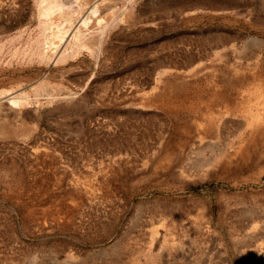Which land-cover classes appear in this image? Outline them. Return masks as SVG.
Here are the masks:
<instances>
[{
	"label": "rangeland",
	"instance_id": "obj_1",
	"mask_svg": "<svg viewBox=\"0 0 264 264\" xmlns=\"http://www.w3.org/2000/svg\"><path fill=\"white\" fill-rule=\"evenodd\" d=\"M260 85L264 0H0V264H264Z\"/></svg>",
	"mask_w": 264,
	"mask_h": 264
},
{
	"label": "bare ground",
	"instance_id": "obj_2",
	"mask_svg": "<svg viewBox=\"0 0 264 264\" xmlns=\"http://www.w3.org/2000/svg\"><path fill=\"white\" fill-rule=\"evenodd\" d=\"M244 92L247 94L249 102L243 108L246 120L244 119L245 121L241 125L244 129L238 138L242 143L241 146L244 147L242 151L245 153V158H250L256 163L264 162V86L250 87ZM219 101L221 104L227 101L224 93L221 94L217 103ZM215 102V95H213L209 101V106L212 108ZM240 123L242 122L240 121ZM208 132L209 129L205 133Z\"/></svg>",
	"mask_w": 264,
	"mask_h": 264
}]
</instances>
